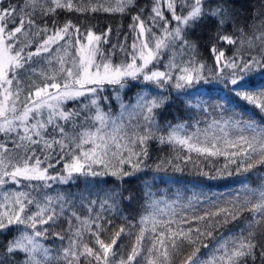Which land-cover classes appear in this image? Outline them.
<instances>
[{
  "label": "snow or ice",
  "instance_id": "snow-or-ice-1",
  "mask_svg": "<svg viewBox=\"0 0 264 264\" xmlns=\"http://www.w3.org/2000/svg\"><path fill=\"white\" fill-rule=\"evenodd\" d=\"M0 264H264V0H0Z\"/></svg>",
  "mask_w": 264,
  "mask_h": 264
},
{
  "label": "trees",
  "instance_id": "trees-1",
  "mask_svg": "<svg viewBox=\"0 0 264 264\" xmlns=\"http://www.w3.org/2000/svg\"><path fill=\"white\" fill-rule=\"evenodd\" d=\"M139 2L142 4H147L150 2V0H139ZM253 2H254V0H235L237 7L240 8L241 11H243V7H247L250 10L251 4ZM241 6H243V7H241ZM59 19L61 22L64 19H72L74 22H76L82 18L79 17L76 13H61ZM121 23L124 26L121 29V33L124 34L127 31V25L129 23V18L127 16L121 18L119 15H108V14H104V13H99V14H94L93 16L88 17V19L85 21L86 25H92L93 29L97 32L105 29L108 25H111L115 29L116 26L118 24H121ZM107 47L108 46L105 45V48H107ZM142 87H144V86H142ZM220 87H222V86H220ZM125 91L127 93V96H134L136 91H139V88H134L131 91H129V90H125ZM127 96H126V99H127ZM113 104H114L113 111L114 112L118 111V106L115 105V102H113ZM184 115H185L184 109L180 105H174L173 107H171L170 109H168L162 113V119H165L167 121H171V122L175 123L177 118H182V117H184ZM201 126H203V125H201ZM152 151H153L154 155H156V154L167 155L168 154L166 151H160L154 142H153ZM193 155H195V154H193ZM201 159H203V158H201ZM214 162L219 164L222 162V158H220L219 160H216ZM204 163L206 164V162H204ZM190 171H191V165L189 164V166L186 168L185 173L183 175H181L179 173H175L173 175H176L177 177H179L183 181H192L194 179H197V178H195L189 174ZM209 183L211 186V190L216 191V192H228L237 186L234 183H232L231 181L209 182ZM9 187H12V186L10 185ZM59 187H66V186H59ZM162 187H167L169 195H171L175 191V188L180 187V185H172V186L164 185ZM189 187H190V185H189ZM73 191H76L75 186L73 187ZM125 211L127 214V210H125ZM118 222L119 221L117 220V223ZM46 243L52 244V241L49 240ZM57 243H59V242H57Z\"/></svg>",
  "mask_w": 264,
  "mask_h": 264
}]
</instances>
